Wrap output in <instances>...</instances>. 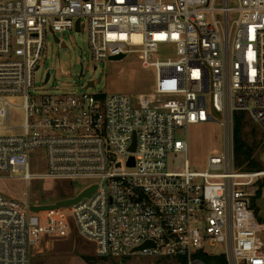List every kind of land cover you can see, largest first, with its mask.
Returning <instances> with one entry per match:
<instances>
[{
  "label": "built area",
  "instance_id": "built-area-1",
  "mask_svg": "<svg viewBox=\"0 0 264 264\" xmlns=\"http://www.w3.org/2000/svg\"><path fill=\"white\" fill-rule=\"evenodd\" d=\"M84 26L96 62L137 53L155 73L153 90L37 93L48 35L61 44L60 35ZM162 46L173 54L165 61L155 58ZM13 110L23 113L20 127L9 126ZM237 113L264 132V0H0V178L22 174L26 188L24 201L0 194V264H32L44 239L74 229L99 258L264 264L255 207L264 171L235 169ZM207 123L223 129V152L212 151L204 172H192L188 158L170 171L168 155L190 149L177 134ZM34 182H85L74 198L96 189L36 213Z\"/></svg>",
  "mask_w": 264,
  "mask_h": 264
},
{
  "label": "rangeland",
  "instance_id": "rangeland-1",
  "mask_svg": "<svg viewBox=\"0 0 264 264\" xmlns=\"http://www.w3.org/2000/svg\"><path fill=\"white\" fill-rule=\"evenodd\" d=\"M60 36L66 43V48L59 46L53 35L50 34L47 37L41 66L35 74L37 93L62 95L83 92L90 95H137L153 90L156 80L155 73L153 70L142 67L137 53H132L119 61L96 62L92 56L86 26L81 32L70 31ZM172 55L171 48L162 46L155 58L165 61ZM48 73L51 74V81L46 86L44 82ZM89 81L96 83V89H86ZM22 125L23 113L13 110L9 126L14 128ZM243 132L248 146L252 149L251 160L254 165H261V171H264V132L247 117ZM177 138L180 141L188 138L190 149L188 156L184 153L168 155V168L174 172L184 170L187 158L192 172H204L212 151L223 152L224 149L223 129L216 123L190 125L187 130L180 131ZM40 153L43 156V151ZM235 169L240 173L260 171L249 168L247 164L238 167L236 162ZM32 170L33 172L45 171L33 164ZM21 175L15 174L14 179L0 178V194L24 201L22 198H24L26 188L18 179ZM85 184V182H77L71 186L70 183L34 182L29 194L31 207L54 205L57 202L74 198L82 191ZM61 191L65 194L63 200L59 198ZM255 207L259 218L264 220V192L256 200ZM212 251L221 253L224 252V248L220 247ZM85 257L97 259L95 245L92 241L80 236L74 229L64 239H44L34 250L32 264H89L84 259ZM161 260L163 259L134 255L126 259L125 264H158ZM99 263L121 264V260L106 259ZM167 264H175V262L168 261Z\"/></svg>",
  "mask_w": 264,
  "mask_h": 264
},
{
  "label": "trees",
  "instance_id": "trees-1",
  "mask_svg": "<svg viewBox=\"0 0 264 264\" xmlns=\"http://www.w3.org/2000/svg\"><path fill=\"white\" fill-rule=\"evenodd\" d=\"M246 124V116L242 113H237L235 115L234 119V132H233V144H234V157H235V162L238 167H242L243 165L247 164L249 168H255L258 170H262L261 165H254L253 161L251 160V155H252V149L248 146L245 136H244V127ZM250 169V170H252ZM253 171V170H252ZM68 186V185H67ZM72 186V184H71ZM63 191H61V195L59 196L60 200H63L65 197V194H62ZM87 263L89 264H100L99 261H103L106 259H111V258H91V257H85L84 258ZM128 259V258H126ZM121 260L122 261H125ZM208 264H225V258L220 256V257H207L205 256L203 258ZM165 261V263H163ZM168 261H173L175 264H186L185 259H180L177 261H174L172 259H163L158 262V264H167Z\"/></svg>",
  "mask_w": 264,
  "mask_h": 264
},
{
  "label": "water",
  "instance_id": "water-1",
  "mask_svg": "<svg viewBox=\"0 0 264 264\" xmlns=\"http://www.w3.org/2000/svg\"><path fill=\"white\" fill-rule=\"evenodd\" d=\"M54 40L57 44H60V40L56 36H54ZM60 45L62 48L67 47V45L65 43H61ZM124 58H125L124 55H119V56L111 57L109 60L110 61H119V60H122ZM49 77H50V74L47 75V81H48ZM90 85L93 87L94 82H90ZM134 147H133V149H134ZM129 165L130 166L134 165V159L133 158H131ZM95 189L96 188L86 190L85 192H83L82 194H80L78 197H76L74 199L60 201L54 205L34 206V207H32V211L37 213V212H41V211H51V210H56V209H60V208H68V207L78 203L83 198L90 197L92 195V193L95 191ZM147 247H150V243H146L144 246L134 250L133 252H138L139 250H141L143 248H147ZM121 264H125V261H122Z\"/></svg>",
  "mask_w": 264,
  "mask_h": 264
},
{
  "label": "bare ground",
  "instance_id": "bare-ground-1",
  "mask_svg": "<svg viewBox=\"0 0 264 264\" xmlns=\"http://www.w3.org/2000/svg\"><path fill=\"white\" fill-rule=\"evenodd\" d=\"M137 42H139L140 41V37H137V36H135V37H133Z\"/></svg>",
  "mask_w": 264,
  "mask_h": 264
}]
</instances>
